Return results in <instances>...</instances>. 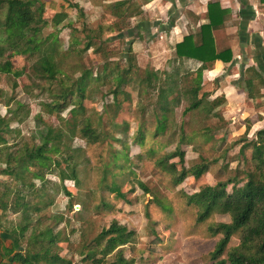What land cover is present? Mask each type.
<instances>
[{"label": "rangeland", "instance_id": "374dc122", "mask_svg": "<svg viewBox=\"0 0 264 264\" xmlns=\"http://www.w3.org/2000/svg\"><path fill=\"white\" fill-rule=\"evenodd\" d=\"M69 1L83 7L85 16L77 17V10L64 0H44L43 17L47 22L55 12L61 10L68 13V18L72 22L69 25L68 20L65 19L58 31L48 24L44 32H57L60 44L58 61L61 68L72 78L84 68L92 71L87 98L82 102L83 109H80L77 101H74L68 103L60 113H47L43 104L48 101L49 94L43 80L32 76L28 71L16 78L0 74V89L23 104L19 114L21 121H14L11 124L16 131L8 135L7 142L0 143V148L13 150L15 146L12 143L37 142L39 127L60 128L66 136L65 144L62 146L63 151L54 154L53 158L61 160L64 157H71V161L77 163L75 166L79 175V184L76 185L72 180L63 181L75 196L73 198L75 203L71 209L67 208L68 199L60 188L62 182L57 172L46 173L43 182L28 176L27 180L34 183L33 189L29 186L23 187L19 180H12L7 175L0 176V183H6L14 190L20 189L21 192L29 194L26 198L38 202L41 207L40 198L50 201L46 209L41 211L40 228L46 224L53 225V215L62 216L61 221L54 225L55 231L60 232L61 239L58 242V249L54 250L71 259L73 264H90L89 261H82L83 255L79 254L81 245L88 244L100 228L108 226L112 220L122 224L126 231H135L133 243L130 241L114 248L115 250L119 246L122 247V254L126 258L133 259L132 264H211L209 254L217 237H212L210 228L221 221H228L229 217L214 215L197 222L198 208L187 201V195L198 191L203 184L212 185L215 181L223 179L226 170L222 165L234 168L239 163L242 168H246L247 165L239 152L240 145L228 148V151L225 149L242 136L256 140V132L264 127V91L260 90L263 86L255 90L256 99L252 102L247 100L241 105L242 93L240 96L238 92L233 93L225 105H222L221 101L222 106L215 107L217 112H225V116L220 120L213 118L212 113L202 116L198 113L193 115L191 112H186L187 105L182 99L180 105L176 107L174 116L177 125L173 135L174 143L166 144L165 140L147 134L145 140L143 139L144 143L140 145L137 141L134 142L137 139L139 124L145 123L149 131L155 124L151 114L149 112L143 114L142 111L145 106L154 105L157 92L150 90V93H144L138 98L132 85H125L124 89L130 91L132 101H124L122 106L116 109L111 91L118 79L117 70L125 67L127 63L141 70V76H145L147 71L158 70L160 76L157 83L163 80L166 73L171 72L169 61L172 58L156 59L158 54L155 48H146V43H155L158 40L161 31L158 27H152L153 22L147 23L154 21V18L150 19L144 10L140 15L115 19L110 14L109 8L104 5L116 0ZM133 1L140 8L143 5V0ZM84 24L92 28L100 25L104 29L102 37L93 39L94 44L86 51L83 50L86 41L82 32ZM146 26H150L148 31L153 30L156 33L150 34L151 37L147 36L148 31H141L146 29ZM128 27L132 28L127 30ZM120 32H123V36L117 37ZM110 35H114L111 41L104 40ZM134 41L138 45H132ZM144 42L145 46H141ZM141 50L143 54L139 56L138 51ZM145 50H150L156 56L150 58ZM12 62L16 69L26 63L20 56L13 58ZM222 71L221 77H224L229 71L228 66L225 65ZM226 82L224 81V84ZM203 89L208 92L206 102L212 104L213 95L210 93L212 85H207L206 82ZM215 95L219 93L216 91ZM10 105L12 108L16 106L14 102ZM212 105L214 106V103ZM74 106L77 108L72 112ZM6 109L7 106H4L2 100L0 114H6ZM87 121L92 127L86 130L84 126ZM113 123H117L118 127H114ZM205 125L211 127V132L208 134L215 139L205 141L202 132L209 131V129L202 130ZM180 129H183L188 136L196 135L192 142L181 145L186 152L184 164L187 165L191 161L198 162L199 157L202 156L206 159L209 170L197 179L186 177L181 184L173 186L175 173L181 169L178 159H170L163 164L158 161L169 151L176 149L180 139ZM94 134L99 136L98 141L92 139ZM223 135L226 137L221 139ZM125 153L126 156L123 155ZM113 154L115 156L112 158ZM250 155V151L247 152V156ZM114 159H117V163L133 169V173L128 168L119 171ZM214 159H218L217 163ZM248 164L247 167H250V160ZM105 168H108V171H104ZM114 174H118L121 178L118 184L121 191H125L128 203L124 198L118 197L116 191L104 187L106 183L109 185ZM2 189L1 184L0 191ZM10 198L9 201H13L14 196ZM102 202H107L110 207L103 208ZM80 212L83 218L78 219ZM19 219L18 213L0 210V232L17 225ZM30 231L31 228L26 231L25 236H28ZM11 239L7 235L5 243L9 244ZM237 242V238H232L230 245H235ZM112 253L106 255L108 261L114 259ZM0 264L6 262L0 260Z\"/></svg>", "mask_w": 264, "mask_h": 264}, {"label": "trees", "instance_id": "16d2710c", "mask_svg": "<svg viewBox=\"0 0 264 264\" xmlns=\"http://www.w3.org/2000/svg\"><path fill=\"white\" fill-rule=\"evenodd\" d=\"M70 7L77 10V17L85 16L83 7L78 3L64 0ZM110 14L115 19H125L133 15H140L142 9L133 0H116L106 5ZM213 4L208 3V22L202 24L199 28L201 43L196 44L194 38L197 34L190 33L183 37L180 43L175 45L176 58L171 59L170 70L166 73L163 80L159 83V71H147L145 76H141V70L134 65L128 64L118 71L116 85L111 91L112 99L115 101V107L118 109L124 101L131 102L130 91L124 89L125 85H132V89L141 98L144 93H150V90L157 92L154 105L145 106L143 114L149 112L154 118L155 124L151 131L147 129L145 123L139 124L137 139L134 141L140 145L151 134L153 138H161L167 143H174L173 135L176 132L177 125L174 121L176 107L181 100L186 102V112L202 116L213 114V118L223 119L221 111L215 110L220 105L221 100L216 98L211 102H206L208 92L203 89V73L206 68L204 63L209 61L229 62L232 59V52L229 48L216 52L213 41V29L219 24L215 21L212 13ZM214 8V7H213ZM45 10L44 0H0V74L20 77L27 71L34 77L43 80L49 94V99L43 106L47 113H60L68 106V103L77 101L79 108L83 109V100L87 98V88L92 76L90 69H82L80 73L72 78L65 72L58 61L60 44L57 32H44L49 24L55 30L60 29V24L67 19V24L72 22L68 18V13L64 10L55 12L50 20L43 17ZM223 13V11H222ZM223 16V15H222ZM83 25L82 32L85 34L83 50H88L94 44L93 39L102 37V29ZM130 30L131 28L128 27ZM119 35V36H117ZM117 37H122L123 32L118 33ZM114 35L104 38L111 41ZM128 50V49H127ZM130 51V50H128ZM20 56L25 60V64L16 69L13 66L12 59ZM128 59V58H127ZM193 60L201 65L188 66L184 60ZM168 63V64H169ZM70 76H69V75ZM100 73H98V76ZM264 75L260 70L253 66H247L245 71L237 81V84L244 89L247 97L252 99L255 90L264 86ZM15 83V81H14ZM115 84V82H114ZM14 86V85H13ZM3 100L4 106H7L6 114H0V143L7 142L10 136L16 131L11 127L14 121L20 122L19 117L23 104L19 100L0 89V102ZM15 103V108L11 103ZM206 104V105H205ZM76 106L72 107V112ZM118 127L117 123L112 124ZM126 126V125H122ZM92 127L87 121L84 128ZM203 131L205 141L215 139L208 134L211 127ZM94 130V129H93ZM213 132V131H212ZM37 134L38 141L26 142L19 141L12 143L15 147L13 150H3L0 148V176L7 175L12 180H19L25 187L33 189L34 183L27 180L31 178L44 181L46 173L57 172L61 180V189L67 196V208L71 209L75 203V196L63 184L64 180H72L76 185L79 184V175L76 164L71 161V157H64L61 160L54 159L53 155L63 151L62 146L65 144V133L60 128L51 126L39 127ZM196 135L188 136L180 129V139L176 149L169 151L158 162L166 163L170 159H178L181 169L175 173L173 186L181 184L186 177L199 178L208 170V163L202 156L199 161H191L184 164L185 149L181 147L184 143L193 141ZM226 135L221 136L224 139ZM93 140L98 141L99 136L94 134ZM144 139V140H143ZM240 145V154L245 165L242 168L239 163L234 168L222 165L226 170V176L215 181L214 184H203L198 191L187 195V201L197 206L196 221L202 222L214 215H228V221H221L210 228L212 237H217L213 250L209 254L211 264H264V127L256 132V140L247 136H242L228 148H234ZM228 151V150H227ZM251 153L250 157L247 152ZM127 153L123 154L126 156ZM115 156V154L112 155ZM65 162H63V161ZM114 164L119 171L128 170L133 173V169L123 166L121 163ZM217 163L218 159H214ZM65 163V164H62ZM115 167V168H116ZM221 167V168H222ZM57 170V171H56ZM104 171H108L105 168ZM104 176L102 177V181ZM120 176L114 174L109 185L104 187L108 190L117 192V196L126 200L125 191H121ZM2 184L0 191V210L18 213L20 216L17 225L10 229H4L0 232V260L6 264L18 262L20 264H73L72 260L61 255L58 251V242L60 232L55 231L54 225L61 221L62 216L53 215L54 224L41 226V211L43 212L50 201L42 198L39 202H32L20 189L14 190L6 183ZM142 187V185H140ZM14 196L13 201H9ZM31 196V195H30ZM49 199V198H47ZM103 208H109L107 202H102ZM82 212L78 214V219L83 218ZM1 227V223H0ZM31 228L28 236H25L27 230ZM135 231H126L124 226L116 220H112L108 226H102L99 232L88 242L84 243L79 250L82 254V261H89L90 264H132L133 259L126 258L122 254V247L114 250L115 246L123 245L127 242L134 241ZM7 235L12 238L9 244H6ZM6 237V238H5ZM237 238L235 245H230L231 239ZM114 250V252H113ZM113 252V253H112ZM100 253V254H99ZM114 254V259L108 261L106 255Z\"/></svg>", "mask_w": 264, "mask_h": 264}, {"label": "crops", "instance_id": "0c3cea01", "mask_svg": "<svg viewBox=\"0 0 264 264\" xmlns=\"http://www.w3.org/2000/svg\"><path fill=\"white\" fill-rule=\"evenodd\" d=\"M142 3L141 9L144 13H148L150 19L154 18V21L147 23L153 22L152 27H158L161 31L158 40L155 43H146V48L154 47L158 54L156 59L164 60L176 58L175 45L190 33L197 34L194 38L196 44L201 43L199 28L208 22V3H212V13L216 23H219L213 29L216 52L229 48L232 59L229 62L219 60L204 63V84L207 82V85H212V101L220 97L222 105H225L235 92L240 96L242 93L241 105L247 100L252 102L256 99L255 95L252 99L248 98L244 89L237 85V81L249 65L259 69L264 75V0H143ZM145 28L141 31H148L150 26ZM154 33L156 31H148L147 36ZM132 45L138 44L134 41ZM140 45L139 47L145 46V42ZM141 54L142 50L138 51V55ZM146 54L150 58L156 56L150 50L146 51ZM184 61L190 67L201 65L191 59ZM225 65L229 71L221 77ZM224 81L227 82L224 84ZM260 90L264 91V86ZM216 91L219 95H215ZM222 113L225 116V112Z\"/></svg>", "mask_w": 264, "mask_h": 264}]
</instances>
